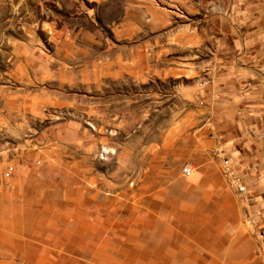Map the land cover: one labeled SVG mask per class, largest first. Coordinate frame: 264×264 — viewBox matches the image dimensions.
<instances>
[{
    "label": "rangeland",
    "instance_id": "374dc122",
    "mask_svg": "<svg viewBox=\"0 0 264 264\" xmlns=\"http://www.w3.org/2000/svg\"><path fill=\"white\" fill-rule=\"evenodd\" d=\"M206 14L0 0V264H264L202 109Z\"/></svg>",
    "mask_w": 264,
    "mask_h": 264
},
{
    "label": "crops",
    "instance_id": "0c3cea01",
    "mask_svg": "<svg viewBox=\"0 0 264 264\" xmlns=\"http://www.w3.org/2000/svg\"><path fill=\"white\" fill-rule=\"evenodd\" d=\"M201 3L216 42L202 109L264 234V0Z\"/></svg>",
    "mask_w": 264,
    "mask_h": 264
},
{
    "label": "built area",
    "instance_id": "2783aa9c",
    "mask_svg": "<svg viewBox=\"0 0 264 264\" xmlns=\"http://www.w3.org/2000/svg\"><path fill=\"white\" fill-rule=\"evenodd\" d=\"M183 172H184V174L186 175V176H188V175H190V173H191V169H190V167H184L183 168ZM238 188H239V191L240 192H243V191H245V186H244V184H242L239 180H238Z\"/></svg>",
    "mask_w": 264,
    "mask_h": 264
},
{
    "label": "bare ground",
    "instance_id": "6f19581e",
    "mask_svg": "<svg viewBox=\"0 0 264 264\" xmlns=\"http://www.w3.org/2000/svg\"><path fill=\"white\" fill-rule=\"evenodd\" d=\"M232 181H233V183H235V185H236V187H237V189H238L237 191H239V188H238V179L234 177V178L232 179Z\"/></svg>",
    "mask_w": 264,
    "mask_h": 264
}]
</instances>
